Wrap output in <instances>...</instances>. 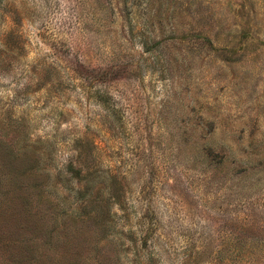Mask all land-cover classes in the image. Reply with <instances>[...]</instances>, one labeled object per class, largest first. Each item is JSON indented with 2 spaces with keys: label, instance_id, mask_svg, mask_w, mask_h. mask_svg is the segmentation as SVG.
Returning <instances> with one entry per match:
<instances>
[{
  "label": "rangeland",
  "instance_id": "obj_1",
  "mask_svg": "<svg viewBox=\"0 0 264 264\" xmlns=\"http://www.w3.org/2000/svg\"><path fill=\"white\" fill-rule=\"evenodd\" d=\"M0 264H264V0H0Z\"/></svg>",
  "mask_w": 264,
  "mask_h": 264
}]
</instances>
